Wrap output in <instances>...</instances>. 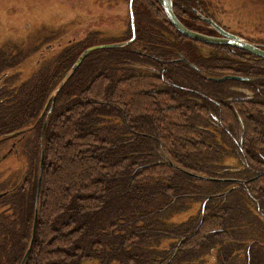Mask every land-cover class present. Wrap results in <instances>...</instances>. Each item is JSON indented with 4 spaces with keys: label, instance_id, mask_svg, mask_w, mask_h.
<instances>
[{
    "label": "trees",
    "instance_id": "trees-1",
    "mask_svg": "<svg viewBox=\"0 0 264 264\" xmlns=\"http://www.w3.org/2000/svg\"><path fill=\"white\" fill-rule=\"evenodd\" d=\"M197 1L242 35L264 36V0ZM194 7L193 0H173L179 22L198 31ZM132 13L135 40L110 50L115 56L103 64L87 66L104 50L82 61L55 99L42 148L47 109L29 132L5 136L33 124L89 46L39 53L35 70L24 74L17 68L37 51L0 52V145L12 141L0 165L19 151L24 157L19 173L0 177V264H20L35 208L24 264H264V70L241 51H197L155 0H133ZM117 64L129 67L119 71ZM151 75L168 87L154 89ZM223 75L253 78L252 98L220 94L235 82L203 84L204 76Z\"/></svg>",
    "mask_w": 264,
    "mask_h": 264
},
{
    "label": "rangeland",
    "instance_id": "rangeland-1",
    "mask_svg": "<svg viewBox=\"0 0 264 264\" xmlns=\"http://www.w3.org/2000/svg\"><path fill=\"white\" fill-rule=\"evenodd\" d=\"M100 2L101 0H0V52L4 54V49L15 47L24 49L23 56H29L32 50L37 51V54L26 62L23 60L22 65L17 68L24 74L35 70L39 53L44 56L50 52L47 54L49 56L56 53L59 46H69L75 42L84 41V46L90 47L119 41L121 36L129 34L128 17L123 14L121 7L127 8V2L121 4L120 0H113L108 6L107 3L102 5ZM77 14H80L77 21L70 23L69 18L73 19ZM48 46L50 50L47 49ZM104 51L109 53L93 54L88 59L87 66L94 60H100V63L103 64L107 58L113 59L112 56H115V53L110 50ZM122 67L129 66L117 64V70H124ZM21 68H23V72ZM119 71L118 74H120ZM124 79L120 78L119 80L127 81ZM243 85L248 84H224L219 88V91L220 94L230 91L232 99L243 98L239 94H235L237 89L248 88L252 94V88L250 89L249 85L248 87ZM246 107L251 106L246 105ZM32 138V134L26 135L23 144H27ZM11 142L8 141L0 145V157L9 148ZM23 159L22 151H19L18 154L0 165V177L3 182L4 178L11 173L20 172Z\"/></svg>",
    "mask_w": 264,
    "mask_h": 264
},
{
    "label": "water",
    "instance_id": "water-1",
    "mask_svg": "<svg viewBox=\"0 0 264 264\" xmlns=\"http://www.w3.org/2000/svg\"><path fill=\"white\" fill-rule=\"evenodd\" d=\"M160 9L162 10L164 16L169 21V23L172 25V27L177 31L178 34L181 36L192 40L196 42L206 43V44H213V45H226L233 47L235 49L241 50L243 52L249 53L251 55H254L258 58L264 59V50L260 45H256L252 42H249L245 40L243 37H240L238 35H234L231 33H228L221 29L213 20L206 19L202 15H200V19L204 21L208 27L213 30L217 37H211L202 35L200 33H197L195 31L189 30L186 27H184L179 20L176 18V16L173 13V0H155ZM132 3L133 0L128 1V14L130 18V28H131V37L126 41H120V42H114V43H108V44H98L90 46L86 49H84L75 59V61L72 63V65L68 68V70L60 77L58 82L55 84V86L50 90L48 93L46 100L44 102V105L42 107V110L40 111L39 115L37 116L36 120L33 122V124L25 126L19 130H16L15 132L6 135V138H11L13 136H17L20 134H24L29 132L34 128V126L39 122V120L42 118V116L45 114V111L47 109V112L45 114V117L43 119L42 127L40 130V136H39V142L40 146L42 148V140H43V134L47 127L48 119L52 113L55 99L60 92V90L64 87V85L69 81V79L72 77L74 72L77 70V68L81 65L82 61L89 56L90 54L97 52V51H103V50H120L123 49L129 45H131L135 39V33H134V19L132 14ZM199 15V13H198ZM178 61L183 62L184 64L188 65L192 70L198 71L194 66L190 65L184 58H180ZM208 81L211 82H223V81H236V82H249L251 79L242 77V76H231V75H223L220 77H207ZM4 139V136L0 137V141ZM42 159H43V150L40 152V160H39V175H38V186L36 191V198L35 201L37 202L38 196H39V186H40V180H41V166H42ZM4 194H0V197H2ZM37 222V209L34 210V217H33V224L31 228L30 238L26 247V250L24 252V255L20 261V264H24L29 253L31 250V246L33 244L34 235H35V227Z\"/></svg>",
    "mask_w": 264,
    "mask_h": 264
},
{
    "label": "flooded vegetation",
    "instance_id": "flooded-vegetation-1",
    "mask_svg": "<svg viewBox=\"0 0 264 264\" xmlns=\"http://www.w3.org/2000/svg\"><path fill=\"white\" fill-rule=\"evenodd\" d=\"M193 2L195 3V7L193 8V12H194V15L196 16V20H195L194 25H195L196 30H198V31H195V32L200 33L202 35H206V36L217 37L216 33L213 30H211L204 21H202L200 19V15H202L206 19L213 20L224 31H226L228 33H231V34H234V35H238L240 37H243L245 40H247L249 42H252V43H254L256 45H260V47H262V49L264 50V36L263 35H253V34H244V35H242L243 33L238 32L231 25H227L228 26L227 27L226 24L223 23L222 20L219 22L214 17H211V16L207 15L203 11V9L199 6V3H198L197 0H193ZM127 6H128V4H127ZM123 13H125L126 16L129 18V14H128L127 8H124ZM198 13H199V15H198ZM133 19H134V17H133ZM128 25H129L128 26V28H129V36H126L125 38H123L120 41H126V40H128L131 37L130 18H129ZM187 29H189V28H187ZM189 30H191V29H189ZM192 31H194V30H192ZM134 33H135V27H134ZM120 41H116V42H120ZM193 42H195L194 43L195 49L197 51H200V50L203 49L206 52L205 55L207 57L210 56V52H213L212 49L211 50L210 49H205L206 46H209V45H212V46H223V47L228 48V50L231 51V52H233V51L234 52H240L241 51V50H238V49H235L233 47L226 46V45H213V44H206V43H201V42H196V41H193ZM47 49H49V48H47ZM241 52H243V51H241ZM243 53L249 55L250 58L252 57V60H253L252 66H255L257 69L264 70V59L258 58L256 56L251 55V54L246 53V52H243ZM259 61H261V62H259ZM140 68H142L143 70H149L150 69L147 66H141ZM151 77H152L151 80L155 81L154 83L151 84V85H153V87H161V88L168 87V82L164 81L162 76L159 77V75H151ZM206 78H207L206 76H204L202 78L203 84L209 86L208 84H211V82H209ZM250 79H251L250 82L245 83V84H250L251 86L249 88L251 89L252 87L254 88L255 86L252 85L253 84L252 81H254L253 78H250ZM260 80H264V76L260 77ZM230 82L239 83V82H236V81H230ZM208 88H210V87H208ZM154 89H157V88H154ZM256 91L258 93L259 88H257ZM235 93L239 94L244 99H249V98H251L253 96V91H252V94H250V91L248 90V88H245L243 90L237 89L235 91Z\"/></svg>",
    "mask_w": 264,
    "mask_h": 264
}]
</instances>
